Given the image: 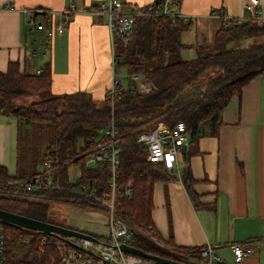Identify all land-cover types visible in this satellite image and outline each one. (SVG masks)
<instances>
[{
    "label": "trees",
    "instance_id": "16d2710c",
    "mask_svg": "<svg viewBox=\"0 0 264 264\" xmlns=\"http://www.w3.org/2000/svg\"><path fill=\"white\" fill-rule=\"evenodd\" d=\"M186 27L177 17L152 16L135 20L131 35L118 38L113 45V68L115 71L123 67L133 72L140 70L135 75H141L151 87L148 92L141 93L130 89L128 83L121 86L118 80L119 93L112 104L108 96L94 101L87 93L75 92L15 105V101L38 96L49 89L50 63H44L40 73H27L19 71L17 62H8L6 70L0 71V111L26 123L52 125L41 163L51 160L53 177L59 182L56 180L54 187L28 195L17 183L33 178L38 167L30 171L29 162L22 172L11 177L0 166V209L70 228L49 219V203L64 202L91 208L98 204L87 195L92 190L99 196L109 194L110 172L106 163L82 169L74 183L68 182L62 174L67 164L89 156L113 117L120 147L114 175V210L131 227V245L146 254L178 262L198 258L201 248L175 246L170 240L161 239L154 227L151 219L153 185L167 179V175L160 165L147 162V150L137 146L136 137L152 129L157 119L169 127L181 121L189 136L187 143L194 144L204 135L216 136L222 123V111L230 99L238 97L242 87L253 78L260 76L264 80V20L258 23L247 19L243 25L239 20L231 27L222 25L215 34L212 52L192 60L171 61L167 57L184 48L180 32ZM207 76L214 80L206 90L191 93L186 89L195 78ZM78 141H82L83 147L77 152ZM182 181L197 206L192 180L184 177ZM79 186L86 188V195L77 192ZM126 188L130 191L128 196L124 195ZM0 226L6 239L7 264H59L56 247L73 249L72 243L78 242L12 225L0 223ZM132 227L142 229L150 242L132 231ZM20 248L25 249L24 255L11 262Z\"/></svg>",
    "mask_w": 264,
    "mask_h": 264
},
{
    "label": "crops",
    "instance_id": "0c3cea01",
    "mask_svg": "<svg viewBox=\"0 0 264 264\" xmlns=\"http://www.w3.org/2000/svg\"><path fill=\"white\" fill-rule=\"evenodd\" d=\"M105 1L0 0V71L6 70L8 62H17L20 72L37 73L44 63H50L49 89L15 101V105L75 92L102 101L112 76L125 87L130 76L141 72L125 67L116 72L111 65L107 19L94 13ZM122 1L141 6L154 0ZM257 1L255 16L254 10L246 7L248 0H178L175 11L187 16L180 18L187 25L180 32L184 48L167 58L192 60L212 52L215 34L224 26V14L238 21L261 23L264 0ZM70 3L78 13L70 17L60 35L46 38L43 31L27 24L31 18L40 21L41 11L50 12L57 22L58 13ZM83 9L90 12L82 13ZM221 122L216 136L204 135L194 144L186 143V152L182 150L178 157L179 175L166 173L167 179L154 183L151 219L161 239L175 246H210L217 256L230 252L231 243L251 241L253 254L244 263L259 264L264 256V80L260 76L230 99ZM30 123L0 111V166L8 176L22 172L30 162L29 156L22 154L19 135L22 125ZM82 147L78 141L76 151ZM89 160L67 164L63 177L74 183L69 179L70 170L76 166L80 175L82 169L98 165ZM184 177L192 180L197 206L186 192ZM55 178L52 171L48 176L52 185L58 181ZM67 226L82 230V225Z\"/></svg>",
    "mask_w": 264,
    "mask_h": 264
},
{
    "label": "built area",
    "instance_id": "2783aa9c",
    "mask_svg": "<svg viewBox=\"0 0 264 264\" xmlns=\"http://www.w3.org/2000/svg\"><path fill=\"white\" fill-rule=\"evenodd\" d=\"M178 0H154L147 4L138 6L128 4L122 0H107L101 2L96 7L94 13L104 15L107 19V26L110 36L111 48V65H114L115 58L113 55V45L116 40L127 38L131 35L134 22L140 17L152 16H168L187 19V16L179 14L175 11ZM258 5L257 0H248L246 7L254 10L257 16ZM82 13H89L87 9H83ZM78 13L74 3H70L65 9L58 13V20L54 22L48 11H41L42 19L37 21L31 18L28 25L37 31H43L46 38L63 33L69 19L72 15ZM224 26L231 27L236 25L238 20L228 18L224 14ZM41 69L37 71L40 73ZM130 89L137 90L141 93L149 91L147 85L141 75L132 76L128 80ZM138 86V89L135 88ZM118 79L112 76L110 86L106 96L111 104L118 96ZM111 111L113 107L111 105ZM189 136L185 131L184 124L179 121L171 127L167 126L164 121L157 119L155 126L148 130L140 132L136 137V144L147 150L146 160L149 163L158 164L162 169L171 175H179L178 157L180 156L184 145L188 142ZM120 147L117 140V128L114 124V118H110L107 128L103 131V138L91 150L89 154L90 162L103 164L106 163L110 172V192L109 194L96 195L92 190L89 197L93 198L98 204L91 206L92 209L103 211L106 216L107 234L106 236H96L86 233L93 237L90 239H78L73 242V249H62L57 246L59 252V264H226L220 256L214 254L210 246L200 249L199 259L190 258L183 261H175L167 258L170 262L156 263L152 260H144L139 256L122 251L119 246L121 244L131 245L130 226L126 219L117 214L114 210L115 188L114 175L118 164V155ZM51 160H44L37 174L30 179L17 183L23 187L26 194L32 195L44 188L54 187L48 179L49 174L54 170L51 168ZM77 192L86 195V188L79 186ZM130 191L128 188L124 190V195L128 196ZM76 230V229H75ZM80 231V230H78ZM132 231L137 234L144 235V231L138 227H132ZM83 232V231H81ZM157 245L163 247V244L154 240ZM232 262L230 264H245L244 260L253 254L252 242L231 243L229 245ZM0 264H7L6 261V239L5 234L0 226Z\"/></svg>",
    "mask_w": 264,
    "mask_h": 264
},
{
    "label": "rangeland",
    "instance_id": "374dc122",
    "mask_svg": "<svg viewBox=\"0 0 264 264\" xmlns=\"http://www.w3.org/2000/svg\"><path fill=\"white\" fill-rule=\"evenodd\" d=\"M207 77L203 79L195 78L185 86L186 89H188L191 93L198 90H206L214 80V78H210L211 76L209 78ZM135 88L138 89V86L135 85ZM52 130L53 127L51 124L35 122H31L27 125H22V127L20 128V149L22 151V154H26L30 158V171L33 169H37V167L40 165L43 154L45 153L46 146L51 137ZM72 168L74 169L70 170L69 179L71 182H75L79 176V170L76 166ZM48 216L50 217L49 219H54V221L62 222L65 225H82V230L80 231L86 233H91L96 236H106L107 234V227L105 226V213L97 209L79 207L77 205L66 204L64 202H51L49 203ZM139 235L143 236V238L147 241H149L150 239L149 237H146L142 234ZM68 240L70 242H73V240L75 241L74 238H70ZM259 247L261 246L259 245ZM24 252L25 249H18L17 252H15L17 256L16 259L13 256L11 258V262H16L18 258L24 255ZM219 256L226 264H230L232 262L230 252ZM259 264H264L263 255L261 256Z\"/></svg>",
    "mask_w": 264,
    "mask_h": 264
},
{
    "label": "water",
    "instance_id": "95a60500",
    "mask_svg": "<svg viewBox=\"0 0 264 264\" xmlns=\"http://www.w3.org/2000/svg\"><path fill=\"white\" fill-rule=\"evenodd\" d=\"M244 23H245V20L241 21V25H243ZM149 87L151 86L149 85ZM183 151L184 153L186 152V145H184ZM90 164H92V161ZM0 223L4 225H12V226L32 230V231H39L45 236H50V235L57 236L61 238L62 240H68L70 238H74L76 240L78 239L92 240L93 239L92 236L84 232L72 229V228L62 227V226L54 225L51 223L38 221L35 219H31L25 216H21L15 213L8 212L2 209H0ZM119 248L124 252L139 256L144 259L152 260L156 263L170 262L158 256L146 254L142 250L137 249L133 246L126 245V244H121Z\"/></svg>",
    "mask_w": 264,
    "mask_h": 264
}]
</instances>
